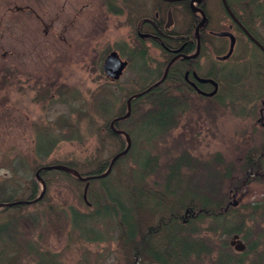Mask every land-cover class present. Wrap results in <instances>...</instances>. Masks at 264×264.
<instances>
[{
  "label": "rangeland",
  "instance_id": "rangeland-1",
  "mask_svg": "<svg viewBox=\"0 0 264 264\" xmlns=\"http://www.w3.org/2000/svg\"><path fill=\"white\" fill-rule=\"evenodd\" d=\"M134 1L105 0L104 6L102 0H0V182L11 175L8 167L14 160L25 159L29 165L38 130L54 122L60 114H67V107L58 103L57 93L61 94L63 89L71 91L78 100L70 122H79L80 141H61L45 164H61L66 160L79 164L95 156L109 164L129 140L128 155L117 164L110 177L121 185L126 184L125 179L129 177L123 175L134 167L133 154L139 158L146 151L156 158L157 165L145 178V185L156 190L163 184L167 167L186 154L194 167L181 170L183 186L198 185L201 192L206 190L207 194L212 185L206 180L207 175L210 174L212 181L218 173L216 193L222 194L225 204L223 218L219 220L205 217L197 222L191 219L195 215L187 213L188 209L180 213L184 234L202 242L207 249V253L192 256L188 264H264V174H260L264 170L252 169L253 157L264 159V149L260 150L263 144L259 138L250 134L253 123L248 116L246 99L252 93H264V64L255 56V47L246 43L238 32L231 58L218 62L215 58L220 53L217 40L207 36L209 41L205 42L207 46L202 45L199 70L204 73L213 64L219 70L224 85L221 101H217L220 104L188 95V105L178 115L174 128L148 142L137 138L133 149L127 132L136 126L137 116L128 119L131 104L128 111L126 101L146 83L145 77L141 78L137 72V61L133 57L140 51L145 52V73L163 71L166 62L162 61L157 47L145 43L137 46L135 24L141 16L134 8ZM252 1L262 7L260 18L254 17L252 21L243 16L264 43V0ZM212 3L217 4L216 0ZM26 4L31 7L29 10H16ZM228 24L224 15L210 13L208 29L220 31ZM111 51H116L122 60H128L115 80L102 71L103 60ZM51 82L55 85L50 88ZM99 95L107 101L105 115L100 109L95 112L92 109L99 108ZM138 106L140 115L147 104L142 101ZM103 115L105 130L110 127L113 116L122 117L119 120L123 121V129L115 128V123L113 127L126 136L116 132L120 140L100 136L98 128H103ZM48 179L47 192L52 203L23 205L19 213L25 216L19 220L16 237L20 250L12 254L6 248L0 264H45L40 254L45 255L50 264H134L135 259L119 238L116 220L105 219L92 224L101 236L96 241L87 240L72 230L62 215L60 208L66 205L82 212L92 211L87 189L92 196L99 197L97 179H93L90 186L85 182L79 189L56 174L48 175ZM41 190L39 182L38 194ZM48 207H52V211ZM14 212L18 215V211ZM26 214L36 217V223ZM5 218L6 215L0 214V223ZM139 219L140 226L148 229L155 226L159 217L139 215ZM189 220L192 221L189 223ZM232 226L240 228L239 233L225 235V228ZM233 235L245 245L242 252L231 244ZM248 246L254 248L245 253ZM143 258L137 263L146 264Z\"/></svg>",
  "mask_w": 264,
  "mask_h": 264
},
{
  "label": "trees",
  "instance_id": "trees-1",
  "mask_svg": "<svg viewBox=\"0 0 264 264\" xmlns=\"http://www.w3.org/2000/svg\"><path fill=\"white\" fill-rule=\"evenodd\" d=\"M255 3L253 2V14L246 13L249 10L248 8H245L244 11L246 12L243 13L252 21L255 19L254 17L259 19L260 16L258 15H261L262 7L259 3ZM236 13V17L249 27L248 24L250 22L245 19L247 17H244L239 12ZM252 33L256 35L253 30ZM255 51L257 53L255 56L260 58L262 64H264L263 53L256 47ZM145 56V52L140 51L136 56L130 57L136 59L137 72L141 74V78L144 76V80H146V83H144L140 90L134 93L141 92L149 87L162 74L161 70L145 73ZM256 57L254 58L256 59ZM54 85L51 82L50 88L51 86L54 87ZM57 95L59 96L58 103L67 107V114H60L54 122L38 130L33 146V157L29 165H27L25 159H18L14 160L8 167L11 175L0 182V204L35 199L39 195V182L34 171H37L41 166L47 165L45 164L47 158L61 141H80L79 122H70V115L75 112L74 109H76V102L78 100L76 93L67 92V90L63 89L62 93H57ZM188 98L189 96L184 89L183 74L180 73L173 76L171 71L161 84L134 98L131 101V114L128 119L137 116L135 119L136 126L127 132L133 142L131 148L134 149L137 138H142L145 142H148L154 138L164 136L174 128L177 124L178 115L188 105ZM97 99L99 108L92 107L93 112L100 109V112L105 115V104L107 101L103 95H99ZM142 101L147 104V108L138 115L137 108H139L138 105ZM136 110L137 112H135ZM78 111L80 112V110ZM89 117V120L92 122L93 118ZM115 117H118V115L113 116V118ZM122 125V120H118L114 124L117 129H123ZM98 130L101 131L100 136L104 139L105 135L110 139L120 138L109 126L105 130V116L103 128L100 127ZM262 149L261 147L260 150L262 151ZM128 153L129 151L125 155L118 157L111 166V169L103 177L96 178L101 190L99 197L95 195V198L93 195V199L89 189H87L89 203L93 206L91 212H82L72 205L60 208L63 217L68 220L72 230H76L87 240L98 241L101 239V236L93 229L92 224L105 219L116 220L120 232L119 238L135 259L134 264H138L139 258L142 259L143 257H145L146 264H188L192 256H198L204 251L207 253V249L202 242L191 238L190 235L184 234V225L181 221L182 216L180 217L179 215L188 209V211L186 210L187 213L195 215L191 219L197 222H201L205 217H210L213 221L223 218L224 198L222 199L220 196L222 194L217 195L215 188V180L219 178V174L215 173L212 181L209 180L210 174L209 176L207 175L208 179L206 180L212 184L207 189L209 190L207 194H205L206 190L201 192L198 185L183 186L180 178L181 170H188L194 167L193 163H190V158L186 154H183L167 167V173L161 187L156 190L148 189L145 185V178L151 175L157 163L156 158H152L145 151L139 158H136L133 154L131 161L134 167H131L125 173L123 172V177H129V179H125L127 180L125 181L126 184L122 183L123 185H121V183L116 182L117 179H113L110 175L117 168V164ZM253 161L252 169L264 170L263 158L257 159L253 157ZM61 164L77 172L81 177L103 173L109 165L104 158L99 159L97 156L86 159L79 164H76L73 160H66ZM50 174L58 175L61 180L73 185L77 189L81 186L83 187L85 182H88L89 186L93 182V179H89L88 181L77 179L67 171L56 169L43 170L39 175L44 181L45 192L39 200L32 203H52L47 192L50 185L48 179V175ZM260 174L264 173L260 172ZM224 178H227V174L224 175ZM22 207L23 204L0 206V214L6 215L5 220L0 223V262L4 259L2 255L6 248H9L12 254L20 250L16 237L18 236L17 226L23 215L19 213ZM48 208H50L49 211H52V207ZM14 211H18V215ZM26 215L31 219L32 223H36V217L32 214ZM139 215H156L159 217V220L155 226L147 229L140 226ZM192 220H189V223ZM239 230L240 228L237 226L225 228V235L239 233ZM253 248L254 246H248L245 253L251 251ZM39 258L45 264L47 262V264H50L49 259L45 255L40 254Z\"/></svg>",
  "mask_w": 264,
  "mask_h": 264
},
{
  "label": "flooded vegetation",
  "instance_id": "flooded-vegetation-1",
  "mask_svg": "<svg viewBox=\"0 0 264 264\" xmlns=\"http://www.w3.org/2000/svg\"><path fill=\"white\" fill-rule=\"evenodd\" d=\"M102 1L105 6V0ZM216 2V6L213 5L212 0H135L133 2L135 4L134 8L141 16L135 24L137 46L142 43L155 46L162 53V61L166 60L162 74L155 82L163 77L167 68L165 77L159 84L165 80L170 71L173 76L182 73L184 89L189 96L217 102L218 99L221 101V88L224 86L222 79L219 77V70L214 64L207 68L208 70L204 73L199 70L202 45H206L205 42L209 41L207 36L214 37L217 40L216 44L220 53L216 54L215 58L218 62L227 61L231 58L237 45V32L245 39L246 43L256 47L264 55L261 48L249 38L246 32L251 34L263 47L264 43L252 33L250 27L236 17V12L243 14L246 12L244 11L245 8L249 9L246 13L253 14V1L225 0L228 9L243 27L238 25L228 14L222 0H216ZM122 4L125 5L124 2ZM30 8L29 4H26L20 9L19 7L16 8V10L24 11ZM212 12L220 13L228 18V26L220 31L208 29L209 15ZM218 32H227V34L219 36L215 34ZM232 36L234 37L233 49L226 56ZM208 47L211 48V46ZM224 56L226 57L222 58ZM125 61L128 65V60ZM205 79L212 80L215 85L213 82L203 81ZM213 90L215 92L210 95L209 93ZM259 92L258 94L248 95L249 97H246V99L249 101L247 103L248 116L253 123L250 134L256 135L253 138H259L264 149V93L260 94ZM217 104L220 103L217 102Z\"/></svg>",
  "mask_w": 264,
  "mask_h": 264
},
{
  "label": "water",
  "instance_id": "water-1",
  "mask_svg": "<svg viewBox=\"0 0 264 264\" xmlns=\"http://www.w3.org/2000/svg\"><path fill=\"white\" fill-rule=\"evenodd\" d=\"M223 1V4L224 6L226 7L227 9V12L228 14L232 17V19L238 23V25H240L241 27H243L241 25V23L235 18V16L230 12V10L228 9L227 7V4L225 2V0H222ZM203 20H204V17H203ZM249 36V38L255 42L260 48L261 50L264 52V47L251 35L249 34L248 32H246ZM216 35H219V36H222V35H226L227 32H218V33H215ZM233 44H234V37L232 36L231 37V42H230V47H229V51L228 53L226 54V56H228L232 49H233ZM226 56L222 57V58H225ZM127 65V62L125 60H122L120 58V56L117 54L116 51H111L110 53H108L106 55V57L104 58L103 60V63H102V71L103 73L109 77L111 80H115V79H118L123 71V69L126 67ZM166 71H167V68H166ZM166 71H165V74H166ZM165 74L163 75V77L155 82L154 84H152L149 88L141 91V92H138V93H134L132 94L126 101L127 103V107H128V111L130 110V103L131 101L134 99V98H137L139 97L141 94L149 91L150 89H152L153 87L157 86L165 77ZM203 81H210V82H213L212 80H209V79H205ZM214 85H215V82H213ZM215 92V90H213L211 93H209L210 95H212L213 93ZM208 94V95H209ZM129 113V112H128ZM127 115L123 116V117H126ZM120 118L122 117H118V118H114L111 123H110V127L111 129H113L114 132L116 133H123L124 136H126V133L125 132H122V131H119V130H115L114 127H113V124L115 122H117ZM129 147H130V141L127 140L126 142V147L121 151L119 152L118 154H116L115 156L112 157L110 163H109V166L107 168L106 171H104L103 173H100V174H94V175H88L86 177H81L77 172L73 171V170H70L69 168H67L66 166L62 165V164H49V165H44V166H41L35 173V176L37 178V180L39 182H41V185H42V190H41V193L38 195V197H36L35 199L33 200H25V201H16V202H12V203H1L0 206H12V205H16V204H23V205H27V204H30L32 202H35L37 200H39L44 191H45V184H44V181L42 180V178L40 177L39 173L43 170H52V169H56V170H62V171H67L69 173H72L75 175V177L77 179H81V180H85V181H88L89 179H96V178H101L103 177L107 172L108 170L111 168V166L113 165V163L115 162V160L126 154L129 150ZM84 197V195H83ZM234 240V241H233ZM231 244H234V249L239 251V252H242L244 249H245V245L240 241L238 240V236L237 235H233L232 237V241H231Z\"/></svg>",
  "mask_w": 264,
  "mask_h": 264
}]
</instances>
